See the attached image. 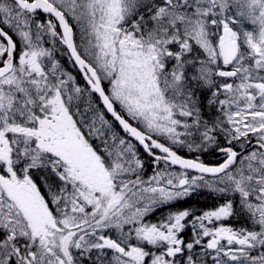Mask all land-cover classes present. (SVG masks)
<instances>
[{"label":"snow or ice","instance_id":"obj_1","mask_svg":"<svg viewBox=\"0 0 264 264\" xmlns=\"http://www.w3.org/2000/svg\"><path fill=\"white\" fill-rule=\"evenodd\" d=\"M0 264H264V0H0Z\"/></svg>","mask_w":264,"mask_h":264},{"label":"trees","instance_id":"obj_2","mask_svg":"<svg viewBox=\"0 0 264 264\" xmlns=\"http://www.w3.org/2000/svg\"><path fill=\"white\" fill-rule=\"evenodd\" d=\"M65 59H66L67 64L69 65V69L75 73L76 72L75 71V68L72 67L71 63L67 60L66 57H65ZM149 175H150V173H149ZM191 199L192 200L199 201L201 203H206L207 204V207L206 208H197V210H200V211L212 209V208L216 207L221 202V201H219L217 199H214L213 197L208 196V195H207V201H204L201 196H198V195L194 194L192 197H190V199L188 200V202L187 201H183L180 204H178L177 207L178 208H195L194 206H191V202H190ZM159 216H160V213L157 212L155 215H150L147 218V220L149 222H156L157 219L159 218ZM241 220H243V218H241ZM235 221H237V220H229V221H226V224H232Z\"/></svg>","mask_w":264,"mask_h":264},{"label":"rangeland","instance_id":"obj_3","mask_svg":"<svg viewBox=\"0 0 264 264\" xmlns=\"http://www.w3.org/2000/svg\"><path fill=\"white\" fill-rule=\"evenodd\" d=\"M60 59H61V63L64 65V67L69 71V72H71V70L69 69V65L67 64V62H66V59H65V57L64 56H61V57H59ZM72 73V72H71ZM145 158L147 159V161L150 163V161H149V158L148 157H146L145 156ZM151 171H152V169L151 168H149L148 169V174L150 173L151 174ZM196 195H198V196H201L202 198H203V200L204 201H207V194L206 193H198V194H196ZM193 196V195H192ZM191 196V197H192ZM208 196H210V195H208ZM212 197V196H211ZM190 199V198H189ZM189 199H187L186 201L188 202V200ZM201 201V200H200ZM190 202H191V206H194L196 209L197 208H206L207 207V204L206 203H201V202H199V201H196V200H190ZM244 223V220H239V222L238 221H235V222H233L231 225H234V226H236V227H239L241 224H243Z\"/></svg>","mask_w":264,"mask_h":264},{"label":"flooded vegetation","instance_id":"obj_4","mask_svg":"<svg viewBox=\"0 0 264 264\" xmlns=\"http://www.w3.org/2000/svg\"><path fill=\"white\" fill-rule=\"evenodd\" d=\"M71 72H72L73 74H75L73 71H71ZM180 154H181L182 156H183V155H186V150L183 151V152H181ZM144 159L147 161V159H146L145 157H144ZM204 159H205L206 161H208V160H210L211 158L206 156V157H204Z\"/></svg>","mask_w":264,"mask_h":264}]
</instances>
